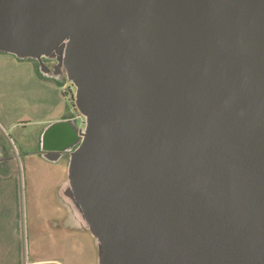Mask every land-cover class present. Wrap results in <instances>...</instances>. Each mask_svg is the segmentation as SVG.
I'll return each mask as SVG.
<instances>
[{"label":"water","instance_id":"obj_1","mask_svg":"<svg viewBox=\"0 0 264 264\" xmlns=\"http://www.w3.org/2000/svg\"><path fill=\"white\" fill-rule=\"evenodd\" d=\"M0 52L76 88L99 264H264V0H0Z\"/></svg>","mask_w":264,"mask_h":264},{"label":"crops","instance_id":"obj_2","mask_svg":"<svg viewBox=\"0 0 264 264\" xmlns=\"http://www.w3.org/2000/svg\"><path fill=\"white\" fill-rule=\"evenodd\" d=\"M63 84L34 59L0 53V264H99L98 242L67 196L86 119ZM12 132L37 149L20 152Z\"/></svg>","mask_w":264,"mask_h":264},{"label":"rangeland","instance_id":"obj_3","mask_svg":"<svg viewBox=\"0 0 264 264\" xmlns=\"http://www.w3.org/2000/svg\"><path fill=\"white\" fill-rule=\"evenodd\" d=\"M37 62V61H36ZM45 62V61H44ZM37 64H38V62H37ZM45 64H46V66H49L50 65V67H52V66H54V65H56V62L55 61H53V60H47L46 62H45ZM38 68H39V70H40V65L38 64ZM59 74L56 76V77H58V78H60L62 81H63V85H65V84H67L65 87H63V92H64V94H65V96H66V98H67V100H68V102H69V104H70V106H72L74 103H75V93H76V88H75V86H74V84L68 79V77H67V74H66V72L63 70H61L60 68H59V72H58ZM49 74L51 75V76H55L54 74H53V72L52 73H50L49 72ZM62 85V86H63ZM74 99V100H73ZM19 112L20 111V108H16V110H15V112ZM11 134V137H13L14 138V141H15V143H16V146H17V148H18V150L20 151V152H22V151H25V150H36L37 149V143H35L34 145H32V146H30L29 148H27V149H25L24 147H21V145H20V141L16 138L17 136H16V133L15 132H12V133H10ZM4 139H5V142H7L8 141V137H4ZM80 214V213H79ZM84 223L86 224V222L84 221ZM98 242V241H97Z\"/></svg>","mask_w":264,"mask_h":264},{"label":"flooded vegetation","instance_id":"obj_4","mask_svg":"<svg viewBox=\"0 0 264 264\" xmlns=\"http://www.w3.org/2000/svg\"><path fill=\"white\" fill-rule=\"evenodd\" d=\"M0 53H3V52H0ZM4 53H6V52H4ZM15 55V54H14ZM18 57V56H17ZM20 58V57H19ZM20 59H29V58H20ZM34 60H36L37 62H38V64L40 65V63H39V61L37 60V59H34ZM47 60H53V61H55L56 62V65H54V66H52V67H50V65L48 66V68H49V72L50 73H52L53 72V74L55 75V76H57L59 73V69L57 68V66H58V61H57V59L56 58H44V61L46 62ZM40 70H41V65H40ZM42 71V70H41ZM3 147L4 146H1L0 147V150L1 149H3ZM0 155H2L1 157H0V161H1V159H3V158H6V155L4 154V153H0ZM8 158V157H7Z\"/></svg>","mask_w":264,"mask_h":264},{"label":"built area","instance_id":"obj_5","mask_svg":"<svg viewBox=\"0 0 264 264\" xmlns=\"http://www.w3.org/2000/svg\"><path fill=\"white\" fill-rule=\"evenodd\" d=\"M67 84L64 85V87L66 86Z\"/></svg>","mask_w":264,"mask_h":264},{"label":"trees","instance_id":"obj_6","mask_svg":"<svg viewBox=\"0 0 264 264\" xmlns=\"http://www.w3.org/2000/svg\"><path fill=\"white\" fill-rule=\"evenodd\" d=\"M74 100V99H73Z\"/></svg>","mask_w":264,"mask_h":264}]
</instances>
